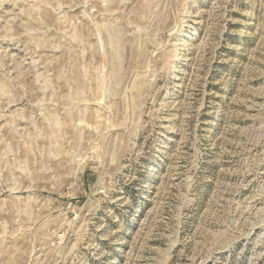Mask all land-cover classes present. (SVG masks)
Returning <instances> with one entry per match:
<instances>
[{
	"label": "rangeland",
	"instance_id": "obj_1",
	"mask_svg": "<svg viewBox=\"0 0 264 264\" xmlns=\"http://www.w3.org/2000/svg\"><path fill=\"white\" fill-rule=\"evenodd\" d=\"M0 264H264V0H0Z\"/></svg>",
	"mask_w": 264,
	"mask_h": 264
}]
</instances>
